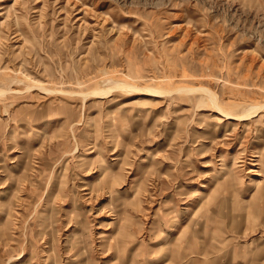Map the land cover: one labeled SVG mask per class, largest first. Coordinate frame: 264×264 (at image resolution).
I'll use <instances>...</instances> for the list:
<instances>
[{"label":"rangeland","instance_id":"obj_1","mask_svg":"<svg viewBox=\"0 0 264 264\" xmlns=\"http://www.w3.org/2000/svg\"><path fill=\"white\" fill-rule=\"evenodd\" d=\"M167 263L264 264V0H0V264Z\"/></svg>","mask_w":264,"mask_h":264},{"label":"bare ground","instance_id":"obj_2","mask_svg":"<svg viewBox=\"0 0 264 264\" xmlns=\"http://www.w3.org/2000/svg\"><path fill=\"white\" fill-rule=\"evenodd\" d=\"M196 89V88H195ZM104 92V91H103ZM102 91H98L97 93L98 94H102L103 93ZM108 91H106V93H107ZM103 94H105V92L103 93ZM209 99V98H208ZM210 99H211V101L216 105V107L220 110V111H222L223 113H226L227 115H230V113H228V112H226V111H224L223 109H222V107L220 106V105H218L216 102H217V97H215L214 95H212V94H210ZM202 102V101H201ZM203 104V103H202ZM199 105V104H198ZM252 111H254V107H252V108H250V109H248L247 110V112L248 113H252ZM72 249V248H71ZM167 257L165 256L164 257V259H166ZM168 264V263H167Z\"/></svg>","mask_w":264,"mask_h":264}]
</instances>
